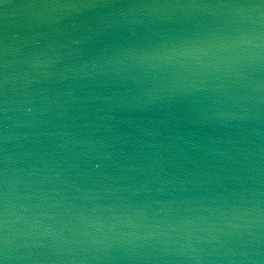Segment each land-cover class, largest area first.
I'll return each mask as SVG.
<instances>
[{"label": "water", "instance_id": "95a60500", "mask_svg": "<svg viewBox=\"0 0 264 264\" xmlns=\"http://www.w3.org/2000/svg\"><path fill=\"white\" fill-rule=\"evenodd\" d=\"M4 264H264V0H2Z\"/></svg>", "mask_w": 264, "mask_h": 264}, {"label": "snow or ice", "instance_id": "6c2138e0", "mask_svg": "<svg viewBox=\"0 0 264 264\" xmlns=\"http://www.w3.org/2000/svg\"><path fill=\"white\" fill-rule=\"evenodd\" d=\"M0 2H2V0H0ZM0 264H4L3 259H0Z\"/></svg>", "mask_w": 264, "mask_h": 264}]
</instances>
